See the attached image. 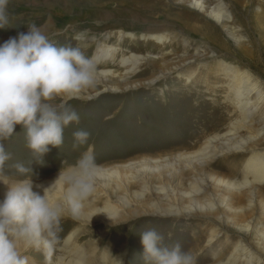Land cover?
Returning a JSON list of instances; mask_svg holds the SVG:
<instances>
[{
  "label": "rangeland",
  "instance_id": "374dc122",
  "mask_svg": "<svg viewBox=\"0 0 264 264\" xmlns=\"http://www.w3.org/2000/svg\"><path fill=\"white\" fill-rule=\"evenodd\" d=\"M224 1L240 28V18L248 20V13L240 9V0ZM260 1L250 0V4L258 9ZM8 7L9 24L0 28V44L19 32L26 33L28 24L35 23L57 45L80 47L92 59L99 48L117 49L113 58L94 61L98 74L111 70L110 74L96 79L95 85L80 97H58L53 101L70 106L80 117L79 123L64 128L60 147L49 145L50 151L41 160H34L23 126L16 125L12 138L3 141L11 154L4 167L6 178L12 182L31 178L34 191L36 185L44 186L57 179L62 169L74 166L91 147L97 168L105 170L97 176L103 179L102 184L123 198L142 194L115 214L113 223L107 213L98 216L96 212L104 209L109 213L110 207H105L116 204V198L108 199L95 184L94 194L84 203L79 218L65 210L59 225L60 242L51 252L25 249L20 242L27 264H72L65 250L71 235L75 247L94 251L95 261L87 264H142L140 233L149 229L162 234L166 243L179 241L195 256L196 264L225 262L239 242H250L255 255L264 251V204L247 197L248 193L242 202L230 199L233 210L224 204L215 206L212 215L199 210L184 214L198 205L216 203L206 179L201 182L203 174L234 177L249 156V152H230L208 165L201 166L197 161L201 158L197 151L206 139L224 131L239 116L230 96L228 72L220 63L241 67L243 55L226 29L186 0H10ZM163 35L167 40L160 42L156 37ZM132 55L145 58L131 72L130 64L122 65V59ZM77 130L91 135L87 144L73 148V133ZM187 153L197 158L193 170L186 160L175 164L179 154ZM165 160L166 164H175L169 171L163 166ZM17 163L31 167L32 172L21 176L14 167ZM129 163H135V168H122ZM167 172H173L174 177ZM0 183L7 192L9 185L2 180ZM144 185L150 191H145ZM165 186L170 190L176 187L181 193L197 187L205 191L182 201L171 195L174 200L168 201L160 193ZM216 193L224 192L218 188ZM5 194L0 193V198L4 199ZM56 195L54 190L50 198ZM52 202L63 204L64 199L57 197ZM171 209L182 213L168 214ZM95 218L100 220L91 221ZM236 225L248 226L249 232L239 233ZM214 229L221 232L209 242Z\"/></svg>",
  "mask_w": 264,
  "mask_h": 264
},
{
  "label": "clouds",
  "instance_id": "9594fccd",
  "mask_svg": "<svg viewBox=\"0 0 264 264\" xmlns=\"http://www.w3.org/2000/svg\"><path fill=\"white\" fill-rule=\"evenodd\" d=\"M9 3L0 0V28L9 24ZM96 73V63L80 47L57 45L35 23L28 24L26 33L19 32L0 44V180L9 185L0 201V264H27L20 251L21 241L25 249L51 252L60 242L59 225L65 210L79 218L84 203L93 196L97 165L91 147L74 166L62 169L56 182L44 188L41 195L33 191L31 178L15 182L6 178L4 167L11 154L3 141L12 138L20 124L34 160H41L50 151L49 145L60 147L64 128L79 123L80 117L70 106L53 101L58 97H80L95 85ZM90 135L86 130L75 131L73 148L87 144ZM14 167L21 176L32 172L31 167L20 163ZM58 182L66 185L63 204L50 199V191ZM101 212L115 223L114 215ZM140 234L142 264H196L195 256L179 241L166 243L155 229Z\"/></svg>",
  "mask_w": 264,
  "mask_h": 264
},
{
  "label": "bare ground",
  "instance_id": "6f19581e",
  "mask_svg": "<svg viewBox=\"0 0 264 264\" xmlns=\"http://www.w3.org/2000/svg\"><path fill=\"white\" fill-rule=\"evenodd\" d=\"M185 1V0H180ZM189 1L194 8H197L201 12L207 14L208 18H212L217 24L221 25L224 29L227 30L228 35L235 40L237 43L240 52L243 55V62L240 66L228 65L224 62L220 63V67L223 66V70L227 71L228 78H230L229 89L231 92V99H233L234 104L239 109V116L232 120L224 129L218 134H215L206 139L203 146L199 149L198 154L200 159L194 157L193 153L179 154L176 158L175 164L180 163L182 160H186L190 168L193 170V161L197 159L201 166L208 165L210 162H213L218 156H222L224 153L230 152H249V156L242 164V169L239 172H234V177L228 178H219L212 175L203 174L204 178L201 179V182H205L206 187L212 188L210 191L213 195V201L216 203H211L210 205L202 206L198 205L195 209L190 208L184 212V214H193L195 210L200 212L206 211L208 215H212L215 212V206L219 207L225 204L229 210L230 199L238 200L242 202L245 198L249 197L252 200H257L259 204H264V0L259 2L260 8H253L250 4V0H240L239 4L240 9L244 14L249 15V19L240 18V28L235 25V18L230 8L227 6L224 0H186ZM253 4V3H252ZM255 4V2H254ZM257 4V3H256ZM237 9V8H236ZM196 10V9H195ZM241 17V16H240ZM223 29V30H224ZM240 34V35H239ZM247 37V39L244 38ZM258 36L257 41L255 37ZM229 37V38H230ZM160 42L167 40L166 36H157ZM257 46L261 47L260 49ZM236 45V44H235ZM117 48L115 47H106L105 49L99 48V51L94 55V61L99 63L105 59L113 58L114 53ZM241 55V56H242ZM145 57L141 55H132V57H126L122 59V65L130 64V71L132 72L134 68L141 64ZM255 69H254V68ZM111 70H103L96 73V79L101 78V76H106L110 74ZM192 76H189L187 80H190ZM230 94V93H229ZM173 163H168L163 165L167 170H171L170 167L174 166ZM135 163H129L123 165L122 168L125 170L134 169ZM174 168V167H173ZM177 169V168H176ZM173 170V169H172ZM105 170L97 168L95 174V184L98 187H101L104 191V194L109 198L114 196L116 198V204H107L109 208V213L112 215L118 214L120 210H124L130 206L132 201L141 198L142 194L136 193L135 195H130L131 199L123 198V196L117 194L113 189H110L107 184H102L101 179H98L97 176H101ZM171 172V171H170ZM168 176H173V172L169 173ZM166 174V173H165ZM174 177V176H173ZM169 178V177H168ZM196 178V177H195ZM194 178V179H195ZM240 178V179H239ZM58 179V178H57ZM47 183L41 188H37L34 191L39 192L41 195L44 194V188L52 186L56 180ZM199 179V178H198ZM196 181V180H195ZM198 181V180H197ZM193 183V182H192ZM145 186V191L148 189L147 185ZM174 186V185H173ZM163 187L160 193L166 200H174L171 195L177 200L182 201L185 197H193L194 195H199L204 192L205 189L198 188L191 192H183L173 188L170 190ZM193 188V187H192ZM218 188L222 189L221 194H217L216 190ZM58 192V198L65 199L66 185L63 182H58L50 191V194H53V191ZM246 190V191H245ZM150 191V190H147ZM171 191V192H170ZM234 192L239 194L236 196ZM0 193H6V190L2 187L0 183ZM245 193H248V196L245 197ZM223 194V195H222ZM230 194L228 196H225ZM234 194V197H233ZM222 195V196H221ZM53 196V195H52ZM55 196V195H54ZM57 197L50 198L51 200H56ZM163 199V198H161ZM196 199V198H195ZM193 201V199H191ZM234 200V201H235ZM0 201H3V198H0ZM162 201V200H161ZM226 202V203H225ZM252 202V201H251ZM242 204V203H241ZM176 208V207H175ZM165 211L167 208H163ZM98 210V209H96ZM230 210H233L232 208ZM238 210V209H237ZM99 210L96 212L98 216L106 215L105 212ZM170 213H182L181 210L171 209L168 211ZM114 213V214H113ZM234 213V212H233ZM195 214V213H194ZM237 214V213H236ZM93 217V216H90ZM100 219H92L91 221H98ZM227 220V219H226ZM256 220V219H254ZM258 220V219H257ZM228 221V220H227ZM236 221V220H235ZM231 222V221H228ZM238 222V221H237ZM233 223V222H232ZM231 224V223H230ZM241 225V224H239ZM235 226V224H234ZM221 227V226H220ZM248 226H237L236 230L239 233L246 234L249 232ZM221 231L214 229L213 234L209 242H213L216 236ZM261 233V232H260ZM11 235V234H10ZM9 235V237H10ZM69 240H66L65 250L71 257L72 264H87L88 262H94V251L86 252L83 247H75L73 242H71V237ZM258 240V239H257ZM252 244L239 242L234 247L233 252L230 253L225 262L219 264H264V251L258 252L256 255L252 252ZM249 249V250H248ZM264 249V248H263ZM64 250V251H65ZM64 258V257H63ZM59 259V258H58ZM62 258H60V261ZM61 264V262H60ZM65 264V263H64Z\"/></svg>",
  "mask_w": 264,
  "mask_h": 264
}]
</instances>
